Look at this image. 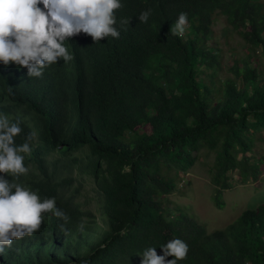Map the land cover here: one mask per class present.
I'll list each match as a JSON object with an SVG mask.
<instances>
[{"label":"trees","instance_id":"trees-1","mask_svg":"<svg viewBox=\"0 0 264 264\" xmlns=\"http://www.w3.org/2000/svg\"><path fill=\"white\" fill-rule=\"evenodd\" d=\"M122 3L119 39L74 36L66 42L73 60L46 68L42 78L0 64V113L19 119L23 129L16 144L36 133L24 161L30 171L20 182L41 199L55 197L68 217L45 214L40 230L6 247L0 264H141L145 248L163 254L161 246L174 238L190 249L178 264H264V203L212 232L182 211L172 216L165 205L179 174L203 151L214 153L217 208L224 206L230 172L240 183L262 173L251 154L264 130V1ZM148 9L149 20L141 23L138 16ZM181 12L188 26L177 37L170 28ZM219 17L239 31L246 48L227 67L220 48L208 43ZM121 19L130 22L121 26ZM84 176L100 199L101 229L70 192Z\"/></svg>","mask_w":264,"mask_h":264},{"label":"clouds","instance_id":"clouds-1","mask_svg":"<svg viewBox=\"0 0 264 264\" xmlns=\"http://www.w3.org/2000/svg\"><path fill=\"white\" fill-rule=\"evenodd\" d=\"M123 7L122 0H0V64L26 68L29 78H42L46 68L60 60L65 64L73 60L66 42L74 36L83 33L94 43L108 37L119 39L116 13ZM151 14V9L142 11L138 20L147 23ZM129 22L119 21L121 26ZM187 26L188 15L181 12L170 32L183 37ZM8 92L12 94L11 87ZM22 131L19 119L13 122L0 113V255L15 240L39 231L45 214L68 220L55 197L41 199L38 191L20 182L30 171L24 161L36 138L31 132L17 145L15 138ZM79 227L83 231V223ZM161 249L163 254L156 247L145 248L139 254L141 264H178L190 250L180 238L169 240Z\"/></svg>","mask_w":264,"mask_h":264},{"label":"rangeland","instance_id":"rangeland-1","mask_svg":"<svg viewBox=\"0 0 264 264\" xmlns=\"http://www.w3.org/2000/svg\"><path fill=\"white\" fill-rule=\"evenodd\" d=\"M212 29L213 37L208 43L211 47L220 48V58L224 67L231 64L232 54L238 53L242 57L246 53L239 31L228 26L223 18H217ZM256 59L259 57L255 54L252 62ZM225 74L226 72L223 71L221 77ZM143 130H146V127L138 128L139 132ZM251 155L252 160L258 161L262 168L259 179L240 183L236 171L230 172V188L221 193L224 206L217 208L213 203L214 189L210 181L214 153L203 151L198 161L188 171L179 174L180 179L176 183L174 192L166 196L165 205L170 209L172 216L182 211L201 222L208 232H212L226 227L243 210L253 209L264 203V130L259 132ZM260 158L263 159L262 162L259 161ZM65 172L62 167H58L56 175L63 176ZM70 190L75 201L84 209L95 213L96 222L101 229L103 221L100 213V199L91 178L85 176L78 178L73 182Z\"/></svg>","mask_w":264,"mask_h":264}]
</instances>
